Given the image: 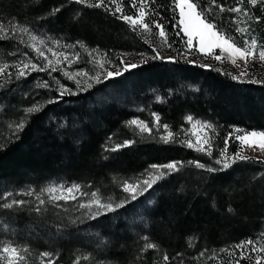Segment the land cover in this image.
<instances>
[{"label": "trees", "instance_id": "obj_1", "mask_svg": "<svg viewBox=\"0 0 264 264\" xmlns=\"http://www.w3.org/2000/svg\"><path fill=\"white\" fill-rule=\"evenodd\" d=\"M217 3L225 9L243 7L250 13L244 16L214 9L215 22L238 45L253 36L264 42V3L255 7L246 0ZM124 7V14L135 11L127 2ZM57 8L59 11L50 15ZM152 8L159 13L153 18L166 26L171 47L162 43L154 26L153 34L137 35L117 18L119 13L114 16L104 8H88L72 0H0V23L6 27L18 21L48 42L59 40L60 45H71V50L80 53L71 65L61 63L58 71H30L17 80L18 69L13 63L31 59L43 66L45 61L26 47L30 43L24 33L18 34L24 43L19 38L0 40V63L9 65L0 74V83L11 78L0 87V143H7L0 150V196L12 192L9 199L29 201L19 209H0V240L28 246L26 264H41L38 256L42 252L53 254V264H73L78 256L90 257L81 259L80 264H235L241 250L234 245L251 239L257 241V249L264 247L260 235L264 232V164L256 162L264 158L252 155H246L252 160L218 172L185 165L136 201L95 219H87L78 207L80 197L59 201L60 207L46 204L37 214L32 210L37 203L34 196L15 195L29 188L39 192L49 181H63L78 183L89 193L99 189L105 203H119L127 196L120 183L136 181L151 164L199 160L219 168L215 158L225 147V139L229 155L239 148L236 134L228 137L233 126L264 131V83L248 82L264 80V76L256 75L251 63L248 70L254 76L241 80H233L220 61L218 65L208 63L209 68L201 67L200 62L189 63L192 60L182 55L186 37L178 27H172L179 17L176 9L173 19V0H155ZM237 27L248 28V32L237 33ZM158 41L167 54L154 60L152 49ZM88 49L102 57L107 54L113 63L119 62L122 52H140L143 57L134 62L139 67L123 71L122 66V75L107 80L102 75V82L94 83L95 67L89 63ZM79 69L88 71V76L75 77L80 81L78 87L63 72L75 75ZM44 81L49 87L37 86ZM58 84L75 94L60 97ZM49 100L54 102L47 103ZM35 103L43 105L41 111L28 116L17 138L13 135L15 124L25 116L23 110ZM153 113L159 115L160 126L154 123ZM189 115L214 126L205 133L212 137V156L183 145L188 139L185 117ZM134 118L146 122L152 132L139 134L135 126H125ZM165 124L175 134L172 143L160 139L166 135ZM125 140L134 143L111 151ZM42 198L47 200L46 195ZM145 236L158 248L141 252ZM189 237L193 238L191 247ZM252 247L244 250L251 259L240 264H256L257 255L264 257V252H253Z\"/></svg>", "mask_w": 264, "mask_h": 264}, {"label": "snow or ice", "instance_id": "obj_2", "mask_svg": "<svg viewBox=\"0 0 264 264\" xmlns=\"http://www.w3.org/2000/svg\"><path fill=\"white\" fill-rule=\"evenodd\" d=\"M72 2L80 5H84L88 8H104L105 11L110 12L112 15L116 16L117 13L120 15L117 17L118 19L124 21L128 27L140 35L142 33L153 34L154 28L159 29L158 36L161 38L163 44L171 47V43L169 42L168 33L166 31V26L153 18L154 16H159V13L156 12L152 5L155 3V0H95V3L92 0H72ZM128 3L129 7L134 9V13L132 15L124 14L125 11V3ZM247 4L255 7L260 3H264V0H246ZM108 4L114 5V9L108 7ZM207 4V6H205ZM215 8H218L222 13L224 11H229L232 13H242L244 16H250V13L246 8L243 7H232L229 9H225L222 4H218L217 0H173V19H175V11L179 9V20L177 23L173 24V28H179L180 31L184 33L187 37L186 47L189 51L196 50L201 54L211 55L213 59L217 61L223 60V54L227 53L228 57L231 60L233 65L236 64V60L240 59L244 62L245 69L250 66V63H255L257 56L260 62H264V42L258 41L256 37H251V39L245 37L243 41V46H239L236 42L235 38L229 36L225 31H222L218 24L215 22L216 12ZM59 9H54L51 14H55ZM257 20L260 17H256ZM146 22V21H149ZM233 22H235V18H233ZM154 26V28H153ZM236 32L240 34H245L248 32V28L237 27ZM19 33H24L29 36L30 41L32 43L26 44V47L32 49L36 53L38 57H42L46 63L41 66L38 63H34L31 59L27 62L21 61L19 63H13L12 67L18 69L16 72V79L19 80L22 77H26L29 75L30 71H40L43 72L46 69H51V72H55L59 70V66L61 64V59L58 57H63L69 65L79 59L80 53H75L72 56H69L67 53L57 52L52 47L47 48V52L51 53L52 57L57 58L55 61L53 59H49L46 55L45 51L38 47L39 45H44L45 40L36 34H33L30 27L27 25H21L19 22L10 23L8 27H6L3 23H0V40H14L19 38L20 43H24L22 37H18ZM179 34V33H177ZM51 39V38H50ZM194 41L196 44L194 45ZM52 44L59 46L60 41L52 39ZM145 43H148V40L145 39ZM82 49H86V45L83 42H76ZM198 45V48L196 47ZM65 48L73 47L71 45H64ZM219 49L221 55H215V50ZM95 51V50H92ZM92 51H89V56L92 55ZM152 51L156 53L151 59H164L161 56L158 49L153 48ZM25 56L28 55L27 52L24 53ZM143 55V54H141ZM169 61L174 60L173 57H167ZM143 63H147V60L142 61ZM189 63H194V61H188ZM89 63H93L95 66L99 68H104L105 64L111 63L110 60L107 59V54L104 57L97 56L93 60H89ZM120 64L123 66V71H128L130 69H135L139 67L137 63H131L124 61L122 58L120 59ZM22 65V66H21ZM201 67L209 68L211 65L203 64ZM9 67L7 63H0V74H3L5 70ZM49 72V75H51ZM63 75L66 76L69 80H74L77 86L79 87L80 81L76 80V76H88V71L85 69H79L75 75L69 73L67 71L63 72ZM122 75L121 70L116 71H107L105 75H103V80H107L109 78L117 77ZM225 75H229L225 73ZM247 75L246 71H241L238 75H233L231 78L233 80H241L244 76ZM94 83H101V75L97 74L96 76L91 77ZM11 78L5 80L3 83H0V87H4L6 83H10ZM251 83H264V80L253 79L248 81ZM38 87H49V83L47 81L42 82L37 85ZM93 85L91 83L87 84L88 88H91ZM59 92V96L63 97L64 95H74L75 93L67 88L63 84H58L56 89ZM81 91L84 89L81 88ZM159 99V98H157ZM53 100L47 101V103H53ZM43 105L39 103H35L23 111L25 116L21 119L20 122L15 124L13 135L18 138V133L23 130L25 127V122L29 115L38 113L41 111ZM154 119V123L157 126L159 125V115L157 113L152 114ZM185 119L189 122H192L194 118L192 116H187ZM197 124L204 130L214 129V126L210 122H200L197 121ZM125 126L133 127L139 129V134L143 133H151L152 128L149 125L139 120L138 118L131 119L125 122ZM165 129L166 135L161 136V140L163 143L168 144L174 141L175 134L171 131H168V125H162ZM239 133H243L242 135ZM233 134L235 135L236 140L240 141L239 148L229 155L228 152V138L225 139V147L219 150V156L215 158V164L220 165L219 168H215L212 166L205 165L201 163L199 160H191L187 162L182 161H171L165 164H151L145 169L146 176L143 179L137 178L135 182H131L130 180H124L120 183V187L122 191L127 194L123 199L120 200L119 203L113 204L112 202L105 203L102 199L99 189L95 191L85 192L83 191V186L78 183H73L70 186H67L63 183L60 184H49L48 186L42 188L39 192H36L34 189L29 188L27 191H20L15 193V195L22 196H34L37 201L36 206L32 209L37 214H39L43 206L46 204H52L56 207H60L59 201L68 202L69 200L76 201L77 194H79L80 202L78 203V207L81 209H89L87 213H85V217L87 219H95L102 214L115 212L117 209L124 207L131 201H136L139 197H141L144 193L148 192L149 189H152L154 185H156L161 180L165 179L167 176L171 175L173 172H178L185 165H191L196 168L206 169L208 172H218L223 171L225 169L230 168L233 164L242 161H250L253 158L243 155L242 150L247 147L250 149H261L264 150V131L257 132L253 131H245L243 129H239L233 126V132L228 134L230 138ZM111 139V137L109 138ZM134 143L132 140H125L123 144H117L111 151H117L122 147H127ZM184 146L187 148L193 149L196 152L204 153L205 155L212 156V137L208 135H204L203 137L197 136L195 143L192 140L188 139L182 142ZM7 147V143H0V150H3ZM257 163L264 164V160H257ZM264 175V173H261ZM12 192H4L2 196H0V209H13V208H22L25 204L29 203V201L25 200H17V199H9L13 197ZM44 195L47 196V200L42 198ZM89 197L87 202H84V197ZM8 201V202H4ZM261 237H264V232H262ZM145 241V244L141 248V252H146L149 249H156L158 245L148 241V237H142ZM189 246L192 245V237H189ZM257 241L247 240L241 241L240 244L234 245V249H240L239 259L235 261V264H240L241 260H250V256L244 255V250L248 246H253L251 251L256 252H264V247L257 249L254 245ZM221 252L228 251L227 249H221ZM30 249L28 246L20 247L15 244L13 241L0 240V264H26V253H29ZM230 255H235V252L229 253ZM52 253L42 252L40 253V258L43 264V258H48L47 264H53L51 260ZM180 254L178 253L177 256ZM201 256L204 255V252L200 253ZM88 260L89 256L76 257L73 264H80V260ZM165 262L169 261V257L165 254L163 257ZM256 264H262V260L264 257L257 255ZM182 264V262H181Z\"/></svg>", "mask_w": 264, "mask_h": 264}, {"label": "rangeland", "instance_id": "obj_3", "mask_svg": "<svg viewBox=\"0 0 264 264\" xmlns=\"http://www.w3.org/2000/svg\"><path fill=\"white\" fill-rule=\"evenodd\" d=\"M177 10H178V14H179V9H177ZM126 15H132V14H126ZM178 20H179V17H178ZM25 35H26L25 37L28 39L29 43H32V41H30V39H29V36L27 34H25ZM186 40H187V37H186ZM193 43L195 45L196 44V41H194ZM37 45L42 50H44L45 53H46V55L49 57V59H53V61H55V59H57V58L52 57L51 53H48L47 52V48L48 47L54 48V50L57 51V52L67 53V54H69V56H72V55L75 54V50H71L70 47L65 48L62 45L56 46V45H53L51 42H48L47 40H45V44L44 45H39L38 42H37ZM196 47L198 48V45H196ZM155 48L158 49V51L160 52V54H167V49L164 47V45L160 41H158V42L155 43ZM85 51L89 55V51H92V50L88 49V50H85ZM141 54L142 53H140V52H122L119 55V62L118 63H113V62L107 63V64H105V67L104 68H99V67H97V66L94 65V67H95V75L100 74L102 76V75H105L107 71H116V70L120 69L122 67V65L120 64V59L121 58L124 61L134 63V62H136L137 60H139V59H141L143 57V55H141ZM214 54L215 55H221V52H220L219 49H216ZM182 55L185 56L186 58H189L192 61L200 62V63H203V64H208V63H210V64L214 63L216 65L219 64V61L213 59L211 55L200 54V53H197L196 50L189 51L187 49V47H185ZM97 56L102 57L101 54H99V52L92 51V55L89 56V57H90V60H93ZM58 58L61 59V63H64V64H67L68 63L66 60L63 59V57H58ZM220 62H222L221 64L226 69H228V71L231 72L232 75H238L241 71H246L247 72V75L244 76L243 78H252L254 76V74L251 73L248 70V68L245 69L244 62L242 60L237 59L236 60V64L233 65L231 63V60L228 57L227 53L223 54V60L220 61ZM45 63H46V61H45ZM251 65L254 68V70L257 72L256 75H258V76H264V62H260L259 59H258V56H257V59H256L255 63L254 64L251 63ZM193 118H194V120L192 122H189L188 121L189 122V125H188V127H187V129H186L185 132L187 133L188 139L192 140L193 143H195L196 137L197 136L203 137L205 135V133H206V130L202 129L200 127V125L196 123L197 121H200V120H198L195 117H193ZM239 129H243V130L249 131V132L250 131H253V130H255L257 132L263 131V130H261L259 128H248V129L239 128ZM239 134L242 135L243 133H239ZM239 143H240V141H239ZM242 154L243 155H252V156H255V157L264 158V150H261L259 148H257V149H250V148L245 147L242 150ZM168 162H171V161H168ZM168 162H165V163H168ZM165 163H162V164H165ZM145 176H146V173L144 175H142L140 177V179L145 178ZM131 182H135V181H131ZM60 183H63L65 185H67V186H70L71 184H73L75 182H63V181H51L50 182L49 181L46 186H48L49 184H60ZM77 197H79V194H77ZM88 199H89V197H86L84 199V202H87ZM83 211L85 213H87L89 211V209H86L85 208V209H83ZM38 258H39V262L42 264V261H41V258H40V254H39ZM47 260H48V258H43V264H47ZM263 262H264V260H263Z\"/></svg>", "mask_w": 264, "mask_h": 264}]
</instances>
